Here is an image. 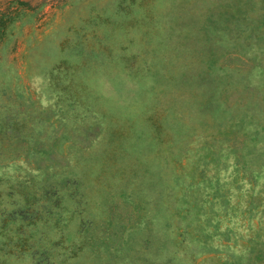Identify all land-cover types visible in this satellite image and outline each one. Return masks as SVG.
Segmentation results:
<instances>
[{
  "label": "rangeland",
  "instance_id": "1",
  "mask_svg": "<svg viewBox=\"0 0 264 264\" xmlns=\"http://www.w3.org/2000/svg\"><path fill=\"white\" fill-rule=\"evenodd\" d=\"M0 264H264V0H0Z\"/></svg>",
  "mask_w": 264,
  "mask_h": 264
}]
</instances>
